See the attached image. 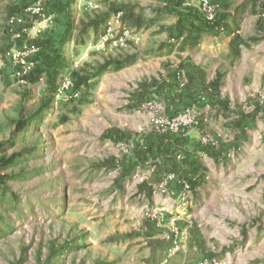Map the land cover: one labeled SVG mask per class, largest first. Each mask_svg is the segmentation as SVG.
<instances>
[{"label": "rangeland", "instance_id": "374dc122", "mask_svg": "<svg viewBox=\"0 0 264 264\" xmlns=\"http://www.w3.org/2000/svg\"><path fill=\"white\" fill-rule=\"evenodd\" d=\"M44 1L0 0V264H264V0H211L221 33L198 0H180L201 40L242 45L240 80L207 51L206 70L183 77L180 51L164 47L175 29L143 39L126 23L127 44L94 42L61 73L58 96L30 79ZM17 9L28 30L7 25ZM129 52L141 61L127 82L114 69L93 75Z\"/></svg>", "mask_w": 264, "mask_h": 264}, {"label": "crops", "instance_id": "0c3cea01", "mask_svg": "<svg viewBox=\"0 0 264 264\" xmlns=\"http://www.w3.org/2000/svg\"><path fill=\"white\" fill-rule=\"evenodd\" d=\"M134 1L131 3L132 11L129 10V5H125L127 2L119 7L124 12L123 19L126 23L134 25L136 28L141 26L140 30L145 32L141 33L143 39L146 33L151 32L154 38L163 28L175 29L177 34L174 36V32H172L168 41L177 40V43L175 45L167 44L168 41L165 40L164 47H169L170 56H173L178 50L180 51V72L183 77H189L190 74H198L202 70H206L202 65L205 62L199 58V55L204 51H207L208 54L223 55L228 64L232 63V67L238 69L237 80H240L249 71L248 64L242 56L241 44L224 36L219 38L212 36L211 41H203L199 38L200 33L203 32V26L191 19L180 20V0ZM104 4L112 5L111 0H45L43 2L42 12L39 14L41 17H36L35 25L32 24V28L43 27L39 36L35 38V42L40 47V53L35 57L36 66L42 68L43 71L38 74L37 80L32 82L42 81L47 91L52 93L51 85L57 84L59 76L68 68L69 63L80 56L85 59L93 56L88 49L103 31L106 19L115 12V10H108L103 6ZM12 14L8 20L6 19L10 30L14 28L15 32H19L24 25V19L26 28L29 29L31 23L28 21V14L25 11L23 13L22 10L17 9ZM35 16H37L36 13ZM38 20L41 21L38 22ZM143 23L146 29L142 28ZM180 29L184 31L182 36H180ZM79 51L80 55L78 56ZM130 57L134 58L133 61L121 68L116 69L109 65L101 73L95 75L98 69L96 68L93 75L99 76L103 72H107L108 69H114L115 72H122L127 82L129 78L125 71L141 61L140 54L136 52L130 54L129 52V55L122 54L114 59L125 61ZM223 71L220 68L216 69V72L219 73H223ZM226 74L229 78V71H226ZM32 75L37 76L35 73ZM237 84L239 86V83Z\"/></svg>", "mask_w": 264, "mask_h": 264}, {"label": "built area", "instance_id": "2783aa9c", "mask_svg": "<svg viewBox=\"0 0 264 264\" xmlns=\"http://www.w3.org/2000/svg\"><path fill=\"white\" fill-rule=\"evenodd\" d=\"M200 10L203 15V21L208 25V27L213 29L216 32L221 33L224 30V27L221 23H217L215 19L216 5L211 2V0H198ZM34 32L38 33L40 31L39 27H33ZM130 28L127 26L126 22L123 20V12L121 10H117L112 13L105 21L103 31L98 35L96 41L94 43V48L104 49L107 46L113 47H124L127 44L129 39ZM20 46L17 48H12L7 54L14 55ZM31 50H34V47L31 46ZM23 63V60L21 61ZM24 66V70L22 74H26L31 69V63L26 64ZM18 73L21 77L23 75ZM23 79V78H22ZM23 81V80H22ZM67 84H70V81L67 80ZM66 83H58L54 92H56L57 96L61 94L63 91V87ZM69 97H78L79 91L74 90L73 88L69 91Z\"/></svg>", "mask_w": 264, "mask_h": 264}, {"label": "trees", "instance_id": "16d2710c", "mask_svg": "<svg viewBox=\"0 0 264 264\" xmlns=\"http://www.w3.org/2000/svg\"><path fill=\"white\" fill-rule=\"evenodd\" d=\"M133 59H134L133 57H130V58L126 59L125 61H120V60H113V61L108 60V61H105L103 64H101L98 67L97 71L95 72V75L101 73L109 65H112L114 68L118 69V68H121V67H123V66L131 63L133 61ZM33 71H35V74H37V76H33L32 75L33 74ZM33 71H32V74H31L32 76H31L30 79L32 81H36L37 80V77H38V74H40L43 71V69L40 68L39 66H35V68L33 69ZM56 74H57V72H56ZM57 85H58V83L57 84L54 83V84L51 85L53 91L55 90V88L57 87ZM0 178H1V176H0Z\"/></svg>", "mask_w": 264, "mask_h": 264}]
</instances>
